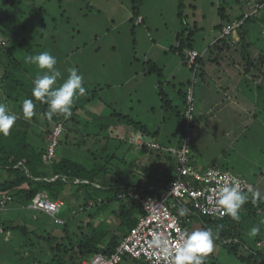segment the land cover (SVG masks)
Masks as SVG:
<instances>
[{"label": "rangeland", "instance_id": "rangeland-1", "mask_svg": "<svg viewBox=\"0 0 264 264\" xmlns=\"http://www.w3.org/2000/svg\"><path fill=\"white\" fill-rule=\"evenodd\" d=\"M244 1L143 0L140 12L145 22L139 24L132 19L133 0H0V86L3 88L0 93L6 98L9 91L6 84L16 77L31 91L33 78L41 70L26 62V57L49 51L57 59L56 67L62 78L67 77L69 68H76L83 75L86 88V94L75 100L72 116L65 121L57 157L75 156L81 162L89 159L98 164L105 163V178L110 185L124 179L137 182L145 177L162 181V178H168L167 172L176 171L175 157L167 151L158 154L140 147L133 143L132 137L145 135L146 139H156L165 147L181 143L187 106L180 91H186L188 82L193 80L191 66L176 50L177 36L184 29L185 38L192 33L194 49L202 52L204 65L198 64L196 68L207 70L211 78L203 84L196 76L192 150L208 163L217 161L221 167L245 176L255 183L254 191L264 199V129L259 130L260 133L257 129L258 126L263 128L264 124H246L249 122L244 120L251 114L249 108L239 106L237 99L240 97L236 92L239 72L245 68L253 70L247 56L251 57L257 70L262 72L264 69V49H260L264 48V42L254 49L256 53L252 52L253 47H248L244 56L243 46L239 43L224 50L207 47L219 35L216 28L222 21L219 9L234 17L243 9ZM259 18L263 19V15ZM260 24L250 25L249 36L261 37L257 36L258 30L264 35L263 23ZM258 26L261 27L258 29ZM243 30L246 34L249 32L247 26ZM2 42L5 45L2 46ZM18 62L22 67L14 66ZM154 65L161 70L151 73ZM5 72L11 77L6 78ZM160 72L162 75L159 76ZM62 82V79L58 81ZM161 88L164 100L160 95ZM17 90L22 91L21 96H16L18 101H5L17 116L14 126L27 130L31 143H49L48 133L54 120L47 119L43 107L35 101L36 114L30 121L25 120L21 103L31 96L20 87ZM200 92L206 96L204 101L198 99ZM261 110L263 117L264 107ZM114 112L127 118L120 120ZM127 119L142 128H133ZM242 124L248 128L243 130ZM93 195L97 194L91 187L70 186L66 193L64 215L77 209L68 225L73 234L79 233V226L88 218L90 208L87 207L93 205ZM87 197L91 199L85 204ZM67 198L71 200L67 201ZM255 204L256 199L252 197L250 203L244 205L245 212L240 214L239 221L232 224L230 219L223 224L227 230L233 228L234 237L238 235L243 239L239 252L245 256L251 249H264V223H261L264 206L254 212ZM36 214L40 216L41 213ZM109 214L106 211L100 219L105 220ZM28 215L19 203L12 201L8 210L0 212V219L22 223L28 220ZM40 223L46 225V232L60 228L47 214H41ZM116 225L115 220H110V228L117 233ZM253 226L260 228L254 238L249 236ZM197 229L205 228L194 218L188 222L187 230ZM209 229L214 234V250L207 264H211L212 257L218 264H247L223 247L217 239L215 226ZM53 233L62 234V229ZM25 239L20 232H16L13 239L1 236L0 264H32ZM40 258L45 262L49 256Z\"/></svg>", "mask_w": 264, "mask_h": 264}, {"label": "trees", "instance_id": "trees-1", "mask_svg": "<svg viewBox=\"0 0 264 264\" xmlns=\"http://www.w3.org/2000/svg\"><path fill=\"white\" fill-rule=\"evenodd\" d=\"M142 1L143 0H133L134 6L132 19H135V22L138 21V18L141 16L140 3ZM257 2L264 3V0H257ZM219 10L222 21L216 26V28L219 30L220 35L222 27L232 20H230V16L226 14L224 9L220 8ZM260 14L263 15L264 19V6ZM179 15H181V11L179 12ZM243 16L244 13L240 14L238 18L241 19ZM254 18L257 17L255 16L246 19L245 24L247 25ZM141 22H139V24ZM245 24L240 31L243 46L245 50H247L248 45L244 43L246 33L243 32V29L246 26ZM177 38L179 40V44L176 47V50L186 62L185 50L193 48L192 33L186 39L183 29L179 32ZM1 44L2 46L5 45L3 42ZM225 47H231L230 39L221 37L212 46H210V49L217 48L219 50H224ZM9 55L10 53L7 52V56ZM247 57L250 60L249 65H252L253 62L252 59H250L251 57ZM196 63L197 65H204L203 58L198 57ZM14 66L22 67L19 62L15 63ZM195 67L196 64L191 66V70L193 72ZM202 69L203 68L200 70L197 69L196 74L198 76V72H200L201 76L204 75V71ZM154 70L158 71L161 69L157 68L155 65L151 66L150 72L152 73ZM160 75H162L161 72L159 73V76ZM4 76L6 78L11 77L7 72H5ZM191 83L192 82L189 81L188 85ZM6 87H9V91L6 92V98L3 97V93H0V100H3L4 102L6 100L18 101L16 96H21L20 94L22 92L17 90L19 87L24 91L26 90V93L31 96V91L25 87V84L20 78H14V81H10V83L6 84ZM1 89L3 88L0 86V91ZM180 94L186 103V91L181 90ZM160 95L164 100L165 95L162 88L160 90ZM39 104L46 112L47 105L40 102ZM113 115L120 120H125L127 118L125 115L117 112H114ZM180 115L183 117V114ZM61 119L65 118L60 115H54L50 120H54L55 124ZM184 122L185 116L183 128ZM127 123L135 128H142L140 124L128 119ZM52 128L49 130L50 133ZM145 132L148 131L145 130ZM28 135L27 130L16 128L14 125L11 129L10 135L7 137L0 135V201L4 197L11 195L13 197L12 201L19 203L23 211H27L29 213L28 220L22 223H11L0 219V228L4 231L11 230L17 233L20 232L22 236L26 238L25 242L29 247L28 251L32 255V264L37 262H42V264H80L83 260L90 259L96 253L102 252L108 254L113 252L123 237L127 235L130 229L135 225L138 216L142 212L139 204L134 198L129 196L121 197L120 194L127 192L129 189H141V187H143L142 180L131 183L129 180L124 179L120 183L110 185L106 182L105 178V175L107 174L105 163L98 164L95 160L93 161L89 159L85 162H81L75 156H60L51 160L48 158L47 153L49 143L47 147L44 146L45 148L34 146L29 141ZM64 176L66 179H64ZM166 176H168V178H162V181L151 180V183L157 184L158 186V188L152 191V193H160L159 190L165 187V182L175 177L173 173L170 174L168 172L166 173ZM50 177L56 178L54 180H50ZM96 184H100L101 186H97ZM70 186H77L80 189L91 187L93 192H96L97 195H93L92 197L93 205L90 206L88 218L81 226H79V233L73 234V232L69 230L68 225L70 220H72L77 213L75 209V211L70 212V216L64 220V223L57 224L60 228L46 232V225L41 226L40 223L41 214L46 215V213L38 211L41 213L40 216H34V214H32L33 210L31 211L27 208V206L31 203L33 197L42 190H47L50 196L54 199H64ZM144 188L145 193H148V187ZM251 194L252 193L246 195L250 196ZM69 199L71 200V198H67V201ZM90 199L91 198L88 197L85 198V204H87ZM255 205L256 207L254 209L252 208L254 212H256V209L264 206V199H256ZM243 207L246 206L243 205ZM108 210L110 216L108 218L105 217V220L104 218L100 219V217H102L101 214L103 215ZM242 210L243 209L240 210V214L245 212ZM61 215L65 217L64 214H60V217ZM194 218H197L202 223L203 228L215 226L217 228L218 241H220L224 248L229 250V253L233 254L241 262H245L247 264H264V249H251L248 256L239 252L240 245L241 243L243 244V239L238 235L234 237V233H232L233 228H228V230L227 228H223V224L229 222L231 218L216 219L206 215H199L193 208H190L188 216H182V224L186 230L188 222ZM110 220H115L117 224V233L110 228ZM231 222L232 224H235L234 220ZM60 229H62V234L53 233ZM232 235L234 238H232ZM244 245H246V243H244ZM16 253L19 255L18 251H14V254ZM42 255L43 257L48 255V260L45 262L41 261L40 257ZM210 256H213L212 253L206 257L205 264H207V260ZM37 257L40 259H37ZM125 260H129L132 263L146 264L143 260L131 257H128ZM121 264L125 263L123 262ZM211 264H218L217 260L214 262L213 257Z\"/></svg>", "mask_w": 264, "mask_h": 264}, {"label": "built area", "instance_id": "built-area-1", "mask_svg": "<svg viewBox=\"0 0 264 264\" xmlns=\"http://www.w3.org/2000/svg\"><path fill=\"white\" fill-rule=\"evenodd\" d=\"M264 3H248L243 18H235L226 23L221 30L220 38L230 39L231 45L239 41V31L246 23V19L260 15ZM142 17L138 18V23ZM186 62L192 66L196 64L197 58L202 56V52L197 49L185 50ZM193 72L192 83L186 89V111L181 143L177 146L165 147L156 139L149 140L143 136L134 137L133 143L140 147L149 148L157 151L158 154L167 151L175 157V177L165 182V187L160 193H152L158 188L157 184L151 183L149 178L145 177V186L139 190L129 189L120 194L122 197H132L139 204L142 212L138 216L135 225L130 229L127 235L123 237L116 249L111 253H96L90 259L83 260L80 264H121L128 257L143 260L146 264H170L165 259L167 253L152 245L153 236L159 235L169 241V246L178 241V237L183 230H186L182 224V216L178 214L180 208L187 210L188 216L190 208H193L199 215H206L216 219L230 218L228 215H220V209L215 206L214 192L218 187L230 182L233 178L237 179L245 194L247 187L255 185L240 173L230 169H225L219 164H213L206 168L200 167L194 161L192 144V132L195 123L196 112V81L197 68ZM65 131V119L57 121L49 135V145L47 148L48 158L53 160L57 157V148L61 142V137ZM56 177H50L54 180ZM64 179L66 177L64 176ZM77 181V180H76ZM87 182V181H86ZM99 186V184H96ZM148 187V193L145 188ZM13 197L8 195L0 201V212L9 209V203ZM66 202L62 198L54 199L47 190L38 192L27 206L28 209L44 212L50 215L55 223L62 224L64 219L60 217Z\"/></svg>", "mask_w": 264, "mask_h": 264}, {"label": "clouds", "instance_id": "clouds-1", "mask_svg": "<svg viewBox=\"0 0 264 264\" xmlns=\"http://www.w3.org/2000/svg\"><path fill=\"white\" fill-rule=\"evenodd\" d=\"M26 62L36 65L41 71L33 78L32 98H25L21 103L23 118L30 121L34 117L35 102L47 105L44 116L49 120L54 115L70 118L75 100L86 94L83 75L76 68H69L67 77L62 78L61 71L56 67L57 59L49 51L30 54L26 57ZM60 79L63 80L62 83H58ZM16 119V114L10 111L7 103L0 100V135H10ZM247 192L252 193L254 200L259 198V192L254 191L250 185ZM248 199L240 182L235 178L221 184L214 192L215 206L221 210L220 215H228L234 221L241 219L240 210ZM178 214L184 216L187 210L180 208ZM259 232V226H253L249 230V236L254 238ZM151 243L167 253L165 259L169 260L170 264H205L206 257L214 250V234L209 228L183 230L178 241L171 247L169 241L159 235L153 236Z\"/></svg>", "mask_w": 264, "mask_h": 264}, {"label": "crops", "instance_id": "crops-1", "mask_svg": "<svg viewBox=\"0 0 264 264\" xmlns=\"http://www.w3.org/2000/svg\"><path fill=\"white\" fill-rule=\"evenodd\" d=\"M248 3H253L252 2V0H245L244 1V3H243V9L241 10V12L240 13H237V14H235L234 15V17H230V20H234L235 18H238V16L240 15V14H242V13H244L245 11H246V9H247V7H248ZM261 16V14L259 15V16H257V18H254L253 20H251L246 26H247V31H249L247 34H245L246 36H245V40H244V43L245 44H247L248 45V47L250 48V47H253V51L252 52H254V49L256 48V47H258V45H260L261 46V44H262V42H264V35L262 36L261 35V32H260V30H258V34H257V36L259 35V36H261V37H254V34H252V36L250 35L249 36V33H251V31H250V25L253 27V26H256V24L258 25V23H259V25H261L260 23H263L262 24V26L264 27V19H260L259 17ZM140 17H142L143 18V20H142V22L141 23H143V22H145V18L141 15ZM225 22V21H224ZM138 23V22H137ZM259 27H261V26H258V29H259ZM246 31V30H245ZM238 37H239V41L236 43V44H240L241 46H243V40L241 39V31H239V34H238ZM252 37V38H251ZM220 38V35H218V36H216L213 40H212V42L210 43V45L209 46H207V47H210V46H212L218 39ZM253 44V45H252ZM194 48V47H193ZM259 49V48H258ZM257 49V50H258ZM261 50H263L264 48L263 47H261L260 48ZM254 53H256V52H254ZM257 53H259V50L257 51ZM246 53H245V48H244V46L242 47V55L244 56ZM262 54H264V53H262ZM255 57V56H254ZM253 57V58H254ZM243 60H245V58H243ZM253 62V61H252ZM252 68H253V70L252 69H249V68H245L244 70H243V72H239V78H238V87H237V90H236V92H238V94H239V97L240 98H238L237 100H238V102H239V106L241 107V108H249V110L248 111H250V116L249 117H246V119L244 120V121H246V122H249V123H246V124H250V122H255V123H263L264 124V116L262 117L261 115V112H262V108L264 107V69H262V72L260 71V70H257V67H256V64H254V62H253V64H252ZM207 70H205L204 71V75H202L201 76V74H200V72H199V77H198V81L199 82H201V83H203V84H207L208 83V81H209V79H211L209 76H208V74H207V72H206ZM227 75H229V74H227ZM208 78V79H207ZM229 79V78H228ZM218 80H222V79H218ZM230 84V83H229ZM205 98H206V96H205V94H203L202 95V92H200V94L198 95V99H200V100H205ZM251 109V110H250ZM257 115H258V117H257ZM263 122H262V121ZM197 121H198V119H197ZM242 126H243V124H242ZM133 128H135V127H133ZM243 130L244 129H247L248 127H246L245 125L243 126V127H241ZM259 128V129H258ZM257 129H258V131L260 130V131H262V129H264V126H263V128H260L259 126L257 127ZM260 131H259V133H260ZM133 133V132H132ZM49 135H50V133H48ZM139 136V135H138ZM134 137H137V136H133L132 138H134ZM31 141V140H30ZM43 142V141H42ZM42 142H40L39 141V143H37V144H34L33 142H32V144L34 145V146H39V147H47V145H48V142H46V144H44V143H42ZM44 147V148H45ZM197 151L196 150H193V157H194V161L196 162V164H198L200 167H202V168H206V167H208V166H210V165H213V164H219L220 165V163L219 162H217V161H213V162H206L205 161V159H203V157H201V158H199L197 155ZM221 166V165H220ZM175 171H173V174L175 175V173H174ZM148 178V177H147ZM142 180V184L143 185H146L145 184V181L143 180V179H141ZM150 180V179H149ZM129 182H131V180H129ZM131 183H133V182H131ZM254 185H255V183H254ZM99 186H101V185H99ZM264 196V195H263ZM249 197V199H248V201L244 204V205H246V204H249L250 202V200H251V197H252V194L250 195V196H248ZM260 197V196H259ZM260 198H263V197H260ZM87 208H90L89 206L87 207ZM64 209H65V207H64ZM64 209H63V211H62V213L61 214H64ZM242 211H244V209H245V207H242ZM31 211H32V209H30ZM35 213H34V216H36L37 214V212L38 211H35V210H33ZM73 211H75V209H72V212ZM76 211H77V209H76ZM109 211V210H108ZM70 215H67V216H62L61 215V217L64 219V220H66L68 217H69ZM51 217V216H50ZM52 218V217H51ZM0 231H2V233H3V235H2V233H1V236H3L5 239L7 238V239H10V238H14V235H15V233L16 232H14V231H11V230H9V231H4L3 229L2 230H0ZM124 263H128V264H131L132 262L131 261H129V260H125L124 261Z\"/></svg>", "mask_w": 264, "mask_h": 264}]
</instances>
